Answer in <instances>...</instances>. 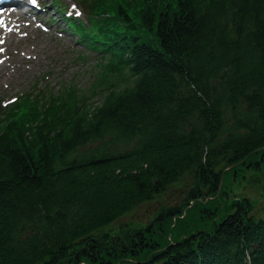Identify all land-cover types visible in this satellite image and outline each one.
Here are the masks:
<instances>
[{
  "label": "trees",
  "instance_id": "16d2710c",
  "mask_svg": "<svg viewBox=\"0 0 264 264\" xmlns=\"http://www.w3.org/2000/svg\"><path fill=\"white\" fill-rule=\"evenodd\" d=\"M108 2L106 19L141 40L130 50L140 76L100 108L53 107L0 136V264L144 261L143 239L169 233L164 213L150 238L132 226L96 233L190 172L192 198L213 196L218 168L264 146V0ZM108 138L118 153L73 156ZM247 213L149 264H264V224Z\"/></svg>",
  "mask_w": 264,
  "mask_h": 264
},
{
  "label": "rangeland",
  "instance_id": "374dc122",
  "mask_svg": "<svg viewBox=\"0 0 264 264\" xmlns=\"http://www.w3.org/2000/svg\"><path fill=\"white\" fill-rule=\"evenodd\" d=\"M52 2L54 3L53 0ZM67 2L69 5H73L71 0H67ZM43 17L50 27L49 32H39L40 36L32 38L29 44L23 46L26 53L25 57L19 58L16 56L17 59L19 58L18 61L10 60L6 66L1 67L0 78L3 80V84H0V99L3 101L8 100L11 96L15 97L23 92H28L36 86L41 76L48 83V86L53 88H61L68 81L78 86L83 85L82 82L87 83L88 74L91 73L94 62L88 57V54L78 51L70 42H67L64 35L61 36L56 33L64 25L62 22L56 23L59 21L56 14L54 16L52 14L51 17H48V15ZM19 50L21 49H18L17 54H19ZM96 74L97 71L95 70L94 75ZM71 76L77 79H72ZM114 152L118 153L117 148H114ZM257 159H260L259 155H257ZM253 166L256 165L253 164ZM224 168L227 167L224 166L222 169ZM231 168L223 170L225 173L224 179L222 178L220 191L214 198L217 200L224 199L227 202H239L245 199L252 204L261 201L260 199L264 198V162L258 165V170L255 169L246 173L237 169L238 174H236L233 167ZM195 185L196 180L191 174L182 176L158 198L140 206L132 213L127 214L126 217L124 216L113 222L96 235L100 236L101 233L115 232L122 225L146 224L153 215L160 213L163 206H177L185 202V197L188 195L187 191L195 188ZM189 199L191 200V198ZM262 202L263 200L260 204ZM256 204L259 207L260 204ZM185 215L188 216V213H185ZM140 237L143 236L140 234ZM144 257H146L144 260L146 264H149L153 258L149 252L145 253Z\"/></svg>",
  "mask_w": 264,
  "mask_h": 264
},
{
  "label": "bare ground",
  "instance_id": "6f19581e",
  "mask_svg": "<svg viewBox=\"0 0 264 264\" xmlns=\"http://www.w3.org/2000/svg\"><path fill=\"white\" fill-rule=\"evenodd\" d=\"M133 64V63H132ZM125 98V97H124ZM123 98V99H124ZM21 125H24L23 123H20ZM92 143H95V141H93L92 140ZM78 149H80V147H78ZM253 155V154H252ZM251 155V156H252ZM253 158L255 157V156H252ZM252 158V159H253ZM237 164V163H236ZM218 188H219V190L217 189L216 190V192H218V191H220V185H218ZM195 192H196V190H194V191H192V192H190L187 196H186V198H192L194 195H195ZM234 206H235V204L234 203H232L231 204V206H230V209H228V210H226V209H224L223 211H221V212H219V213H217V214H213L212 215V220L214 221V222H218V221H221L224 217H227V219L229 218V219H231L232 217H231V214H230V212L232 213V212H236L235 214H239V212L237 211V210H235L234 209ZM249 206V203L247 202L246 203V205H245V207L243 208V210H245V209H247V207ZM181 211H183V210H181ZM175 213V212H174ZM177 215H179V213H176ZM240 217H242V218H244L241 214L239 215ZM226 219V220H227ZM203 220L205 221V222H210V220L208 219V218H206V217H203ZM261 224H264V220H262L261 222H260ZM197 224H198V228L200 229V231L201 232H204V231H206V232H210V231H215V227H211L210 229H202V228H200V225H199V221H197ZM257 225H259V224H257ZM146 231V230H145ZM147 238H150V236H153V234L151 235V234H149V232L147 231Z\"/></svg>",
  "mask_w": 264,
  "mask_h": 264
},
{
  "label": "snow or ice",
  "instance_id": "6c2138e0",
  "mask_svg": "<svg viewBox=\"0 0 264 264\" xmlns=\"http://www.w3.org/2000/svg\"><path fill=\"white\" fill-rule=\"evenodd\" d=\"M33 6H36V0H31Z\"/></svg>",
  "mask_w": 264,
  "mask_h": 264
}]
</instances>
